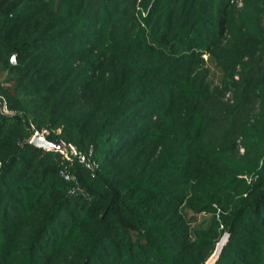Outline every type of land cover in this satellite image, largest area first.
<instances>
[{"label":"trees","instance_id":"16d2710c","mask_svg":"<svg viewBox=\"0 0 264 264\" xmlns=\"http://www.w3.org/2000/svg\"><path fill=\"white\" fill-rule=\"evenodd\" d=\"M234 11L0 0V264H205L225 232L215 264H264V0Z\"/></svg>","mask_w":264,"mask_h":264},{"label":"rangeland","instance_id":"374dc122","mask_svg":"<svg viewBox=\"0 0 264 264\" xmlns=\"http://www.w3.org/2000/svg\"><path fill=\"white\" fill-rule=\"evenodd\" d=\"M232 4H233V8H234V14L235 16L238 18V21L241 22V25L243 26V21H242V15H243V8L245 6V0H231ZM229 37H227L228 39ZM226 39V40H227ZM224 43H222V45L220 46V54H222L223 56H228V54H232L229 50H227V44L226 41ZM260 50L262 52V54L264 55V45H262L260 47ZM227 69V73L223 78V84L220 87V91L222 94V97L226 99H229V97L231 96V92L233 89V80L237 78V72L236 69L234 70V68L232 66H228ZM224 95V96H223ZM32 137V136H31ZM240 153H244V149L241 146L240 147ZM3 162L0 161V167L2 166ZM1 169V168H0ZM5 205V202L3 200H0V214H1V210H2V206ZM1 216V215H0ZM31 224H28L24 230H29ZM20 246L22 247L23 244L25 243V239H20ZM19 246V247H20ZM71 258V260L73 259V255H71L69 257V259Z\"/></svg>","mask_w":264,"mask_h":264},{"label":"water","instance_id":"95a60500","mask_svg":"<svg viewBox=\"0 0 264 264\" xmlns=\"http://www.w3.org/2000/svg\"><path fill=\"white\" fill-rule=\"evenodd\" d=\"M13 60L16 62V57L13 58ZM0 107L2 108V111L7 114H11L7 107H5V100L0 97ZM31 142L38 145L39 147H43L45 149H52V150H58V149H66L67 148V142L58 139V140H48L46 136L36 134L31 139ZM230 233L225 232L222 237L219 239V241L216 243V249L215 252L211 255V257L205 262V264H215V262L220 257L227 241L229 240Z\"/></svg>","mask_w":264,"mask_h":264},{"label":"built area","instance_id":"2783aa9c","mask_svg":"<svg viewBox=\"0 0 264 264\" xmlns=\"http://www.w3.org/2000/svg\"><path fill=\"white\" fill-rule=\"evenodd\" d=\"M49 131L47 129H42L38 130L36 129L33 132V135L31 139L33 138L34 135L40 134L43 136L48 135ZM30 139V142H31ZM61 154V158L64 161H72L74 157H77L80 159V161L85 164L87 168L94 169L95 167V162L90 159L87 155L81 153L78 151L77 147L73 143H67V148L66 149H58L57 150ZM61 175L66 179V180H74L76 177H74L73 174H71L69 171L61 170Z\"/></svg>","mask_w":264,"mask_h":264}]
</instances>
